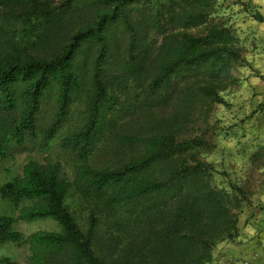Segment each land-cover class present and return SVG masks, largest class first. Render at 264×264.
Returning a JSON list of instances; mask_svg holds the SVG:
<instances>
[{
  "label": "trees",
  "instance_id": "obj_1",
  "mask_svg": "<svg viewBox=\"0 0 264 264\" xmlns=\"http://www.w3.org/2000/svg\"><path fill=\"white\" fill-rule=\"evenodd\" d=\"M215 5L0 0V165L13 147L44 153L56 139L71 165L67 179L60 163L30 160L0 185L1 199L18 211L0 215V245L28 246V264H209L217 243L238 236L242 190L213 185L212 166L198 158L206 142L180 136L197 111L227 105L222 93L238 83L232 70L242 48L230 26L211 18ZM171 99L176 113L144 122L143 134L115 131L123 116ZM75 108L77 122L62 133ZM105 136L129 154L96 168L90 158ZM70 194L122 213L107 222L106 252L93 249V211L82 232L65 207ZM43 219L59 230L24 236L14 228Z\"/></svg>",
  "mask_w": 264,
  "mask_h": 264
},
{
  "label": "rangeland",
  "instance_id": "obj_2",
  "mask_svg": "<svg viewBox=\"0 0 264 264\" xmlns=\"http://www.w3.org/2000/svg\"><path fill=\"white\" fill-rule=\"evenodd\" d=\"M254 14L250 0H216L211 18L230 26L238 36L242 48L243 61L232 70L238 83L222 93L227 105L215 104L208 111H197V115L186 122L180 132L182 139L198 138L206 142L204 149L199 151L198 158L212 166L213 185L225 189L235 185L242 190L245 200L238 213V232L241 228H254L259 222L264 224V22L257 21ZM25 54L46 56L41 51L22 53L23 56ZM176 107L177 101L171 99L167 104L152 107L148 111L123 116L114 129L122 134H143L147 129L144 122L151 125L152 122L164 121ZM77 108L73 109L72 118L62 133L77 122ZM147 117H151L152 121H145ZM128 154L126 148L105 136L92 154L90 164L96 168L112 166L123 161ZM30 160L60 163L64 176L71 178V165L60 155L56 139L44 153L35 147H13L0 165V185L20 175L23 165ZM65 207L82 232L87 230L93 211L97 219L93 249L95 253L106 252L111 232L107 228V222L113 218L121 220L122 213L104 212L95 208L92 201L76 194L67 197ZM0 215L16 218L18 211H14L0 197ZM14 228L24 236L36 231L59 230L58 225L50 219L30 223L16 221ZM244 236L248 238V235ZM242 240L238 233L234 240L217 243L213 249L215 261L209 264H216L218 255L223 250L222 246L238 244ZM29 255L28 246L12 243L0 245V259L8 258L18 264H28Z\"/></svg>",
  "mask_w": 264,
  "mask_h": 264
},
{
  "label": "crops",
  "instance_id": "obj_3",
  "mask_svg": "<svg viewBox=\"0 0 264 264\" xmlns=\"http://www.w3.org/2000/svg\"><path fill=\"white\" fill-rule=\"evenodd\" d=\"M255 14L264 16V0H250ZM241 243L226 244L218 255L216 264H264V224L254 228H241ZM244 235H248V238ZM215 261L214 254L212 263Z\"/></svg>",
  "mask_w": 264,
  "mask_h": 264
}]
</instances>
